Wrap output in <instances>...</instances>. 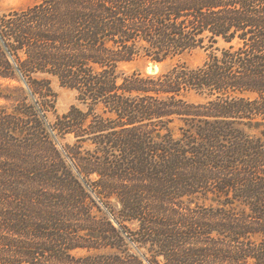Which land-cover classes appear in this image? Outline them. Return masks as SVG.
<instances>
[{
    "label": "trees",
    "instance_id": "obj_1",
    "mask_svg": "<svg viewBox=\"0 0 264 264\" xmlns=\"http://www.w3.org/2000/svg\"><path fill=\"white\" fill-rule=\"evenodd\" d=\"M39 73L85 107L48 125ZM0 100V264H264V0H39L0 16Z\"/></svg>",
    "mask_w": 264,
    "mask_h": 264
},
{
    "label": "rangeland",
    "instance_id": "obj_2",
    "mask_svg": "<svg viewBox=\"0 0 264 264\" xmlns=\"http://www.w3.org/2000/svg\"><path fill=\"white\" fill-rule=\"evenodd\" d=\"M38 1L39 0H0V16H3L4 14H8L9 12L14 10L26 8ZM208 53L209 51L203 48H196L161 62L151 60L145 55H142L137 59H135L134 61L126 63L125 69L128 71L139 69L149 74H157L166 71L168 68H170L173 64L177 62L185 61L193 66L199 65L206 59ZM37 77L42 79H47L50 82L51 87L53 88L56 94L55 97H52L54 100L53 103L54 106L51 107L50 111L47 114L48 117L46 119V122L48 125L53 124L56 121L57 115L69 111L72 105H79L83 108L85 107V105L82 104L78 99L77 90L62 85L57 76L52 75L50 73H39ZM188 99L192 101H196V100H200V97L191 93L188 95ZM2 102L3 101L0 100V103ZM172 128L175 132L178 131V126L176 124L172 125ZM74 141L75 138L71 134H68L64 137H59L57 140V148L62 152V155L65 157L68 163V166L73 170V173L77 175L80 181L84 184V187L86 188V192H88V194L94 200V202L100 206L98 208L95 204V208H94L95 213H97L98 216L105 215L106 217H108L113 222V224L119 230H121V235L125 240L126 246L129 247L133 252H136V249L138 248L137 244L130 239L131 236H129V233L126 231L127 229L123 228V226H120L117 220L114 218V214H113L114 209L116 210L118 209L115 200H112V202L109 201L106 202L105 200L99 198L98 194H96L94 191V181L96 179V175L95 174L90 176L87 175L86 177L82 176L84 177L82 178L74 166L75 163L67 155L68 154L67 146L68 144H72ZM128 224L130 225L131 228L136 227V224L134 223L133 224L128 223ZM140 251L145 252V249H141ZM83 252L84 251L82 250L77 251L78 254H82ZM147 264H151V263L147 262Z\"/></svg>",
    "mask_w": 264,
    "mask_h": 264
}]
</instances>
